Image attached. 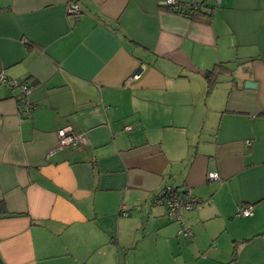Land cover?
Returning <instances> with one entry per match:
<instances>
[{"label": "crops", "instance_id": "crops-1", "mask_svg": "<svg viewBox=\"0 0 264 264\" xmlns=\"http://www.w3.org/2000/svg\"><path fill=\"white\" fill-rule=\"evenodd\" d=\"M159 1L0 0V75L32 106L0 84V264H264V0L195 22Z\"/></svg>", "mask_w": 264, "mask_h": 264}, {"label": "built area", "instance_id": "built-area-1", "mask_svg": "<svg viewBox=\"0 0 264 264\" xmlns=\"http://www.w3.org/2000/svg\"><path fill=\"white\" fill-rule=\"evenodd\" d=\"M220 1V0H217ZM168 4H175L174 0H168ZM68 14L70 16L78 15L80 14L79 5L76 3H72L68 6ZM145 71V67L141 65L136 72H134L130 78L129 81H137L140 79V77L143 75ZM0 84L6 87L10 88H17L19 85L24 90L25 94L28 95L31 92V89L28 88L25 84H19L17 81H10L5 75H0ZM23 114L26 117H30L32 106L26 102L23 106ZM127 131L130 130V128H126ZM58 136V146L56 149L63 150L67 147H76L81 142V136L78 135L76 132H74L69 127L61 128L57 132ZM211 180H218L219 175L218 174H211L210 175ZM198 200L187 192H185L183 189L178 190L174 186H169L165 189L163 194L158 198L157 202L160 205H163L166 208L167 216L171 220H175L181 224V229L179 231V234L184 236L187 239H192L194 237L193 232L185 227L183 225L182 221V215L185 212H190L194 210V208L198 205ZM124 215H127L124 212ZM252 215V211L249 208H246L244 210H241L238 212V217H249Z\"/></svg>", "mask_w": 264, "mask_h": 264}, {"label": "trees", "instance_id": "trees-1", "mask_svg": "<svg viewBox=\"0 0 264 264\" xmlns=\"http://www.w3.org/2000/svg\"><path fill=\"white\" fill-rule=\"evenodd\" d=\"M168 0H160L159 1V7L162 9H166L168 11L174 12L176 14H179L181 16H183L184 18L190 19L191 21H202L205 18H209V16L211 15L209 12L206 13L205 12V2H203L202 0H174L175 4H168L167 3ZM78 4V3H76ZM79 5V9H80V14L78 15H74V16H70L71 18L74 19H78L80 18V16L82 15V10H81V6ZM228 64L226 63H221L218 64L217 66H215L213 69L206 71L205 73V80L207 82L208 88L212 89L216 82H217V78L220 75V72H227L229 71V68L227 66ZM27 83V82H26ZM20 84H25L24 82H20ZM27 85V84H25ZM28 86V85H27ZM30 87V86H28ZM16 92H19L18 95H20L22 98L21 102H20V109L23 112L22 106L28 102L30 104L29 101H26L28 95L25 94L24 90L20 87V85L17 88H11V90H14ZM32 113V110L30 112V114ZM25 116V115H24ZM26 117V116H25ZM28 119L31 118L30 117H26ZM177 188V187H175ZM178 190H181V188H177ZM183 189V188H182ZM184 190V189H183ZM185 191V190H184ZM186 192V191H185ZM0 211H3V203L2 201H0Z\"/></svg>", "mask_w": 264, "mask_h": 264}, {"label": "water", "instance_id": "water-1", "mask_svg": "<svg viewBox=\"0 0 264 264\" xmlns=\"http://www.w3.org/2000/svg\"><path fill=\"white\" fill-rule=\"evenodd\" d=\"M252 85H255L254 83L252 82H246L245 86L248 88V87H251Z\"/></svg>", "mask_w": 264, "mask_h": 264}, {"label": "rangeland", "instance_id": "rangeland-1", "mask_svg": "<svg viewBox=\"0 0 264 264\" xmlns=\"http://www.w3.org/2000/svg\"><path fill=\"white\" fill-rule=\"evenodd\" d=\"M182 236V235H181ZM182 237H184V236H182ZM185 238V237H184Z\"/></svg>", "mask_w": 264, "mask_h": 264}]
</instances>
